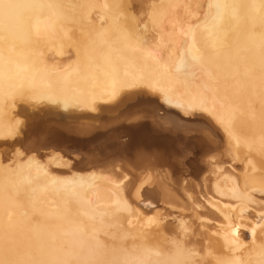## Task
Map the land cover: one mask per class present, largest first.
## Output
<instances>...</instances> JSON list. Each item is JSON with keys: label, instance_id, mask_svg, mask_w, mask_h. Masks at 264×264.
<instances>
[{"label": "bare ground", "instance_id": "bare-ground-1", "mask_svg": "<svg viewBox=\"0 0 264 264\" xmlns=\"http://www.w3.org/2000/svg\"><path fill=\"white\" fill-rule=\"evenodd\" d=\"M137 5L150 26L135 20ZM135 90L183 104L184 116L203 113L223 133L244 172L216 167L219 151L203 160L199 180L182 181L209 184L224 175L212 189L226 199L209 205L226 213L224 237L240 248L244 216H254L249 206H264V0H0V143L20 136L25 107L97 112ZM2 151L0 264H208L194 242L216 236L195 233L197 218L172 225L178 239L165 237L169 215L161 214L177 201L165 182L147 174L131 197L127 171L120 184L96 170L132 167L83 168L61 152ZM196 204L197 217L203 206ZM212 210L206 214L216 218ZM155 213L159 219L148 223ZM247 264H264V245Z\"/></svg>", "mask_w": 264, "mask_h": 264}, {"label": "water", "instance_id": "water-1", "mask_svg": "<svg viewBox=\"0 0 264 264\" xmlns=\"http://www.w3.org/2000/svg\"><path fill=\"white\" fill-rule=\"evenodd\" d=\"M21 114L26 121L20 136L0 143L6 156L17 148L27 154L56 151L77 167L151 168L169 171L177 183L190 177L199 180L205 172L203 160L226 144L223 133L203 113L184 116L144 90L130 91L97 112L45 105L25 107ZM182 131L192 135L186 139ZM152 191L160 199V187Z\"/></svg>", "mask_w": 264, "mask_h": 264}, {"label": "rangeland", "instance_id": "rangeland-1", "mask_svg": "<svg viewBox=\"0 0 264 264\" xmlns=\"http://www.w3.org/2000/svg\"><path fill=\"white\" fill-rule=\"evenodd\" d=\"M140 8V9H139ZM135 10H133V12H134V14L136 15V18H135V20L138 18H141L142 16V19L145 21V23H146V19L144 18L145 16H146V14L145 13H147L146 11L144 12V9L143 8H141V6H135V8H134ZM142 10V11H141ZM138 11V12H137ZM136 12V13H135ZM140 13V14H139ZM141 13H143V14H141ZM141 15V16H140ZM139 16V17H138ZM134 20V21H135ZM144 23V24H145ZM147 25L146 26H150V24H148V23H146ZM70 54V53H69ZM160 98V97H159ZM170 100H173V98H171ZM160 101H161V103L162 104H164L166 107H169V108H172V109H174V110H176V111H178V112H180L181 114H184V111H186V109H187V111H188V108H185V106H183V104H178L179 106H175V105H173V107L171 106V105H167L165 102H163L161 99H160ZM183 106L184 108H182L181 106ZM176 107V108H175ZM182 108V109H181ZM183 110V111H182ZM190 110V109H189ZM225 148H223L222 150L223 151H225V152H223L222 150L219 152V154H221V152H222V154L221 155H217V156H219L220 157V159L223 157V156H226L225 158L223 157L221 160L218 158V160H217V162H216V164H218L216 167H222L223 166V164H225L224 166H226V167H224V169H229L230 167H232V166H240V168H239V171L240 172H244V169H243V164L241 163V161L239 160V158H237V160H235L236 159V157L234 158V160L233 161H236V162H238L237 163V165L235 164V165H233L235 162H233L232 163V160L231 159H233V157H232V154H231V152H232V150L230 149V147L229 146H224ZM227 148V149H226ZM228 148H229V150H228ZM226 149V150H225ZM231 150V151H230ZM229 151V152H228ZM229 153H230V155H231V157L229 156ZM244 155V154H243ZM243 155H241L240 154V159H243ZM229 157V158H228ZM231 158V159H230ZM221 161V162H220ZM223 161V162H222ZM240 161V162H239ZM51 162H53V160L51 159L50 160V163ZM228 162V163H227ZM250 162V161H249ZM46 163H48V161L46 162ZM50 163H48V164H50ZM240 163V164H239ZM227 164H229V165H227ZM241 164H242V166H241ZM50 165H52V166H54V163H52V164H50ZM58 165V164H57ZM56 165V166H57ZM221 165V166H220ZM231 165V166H230ZM55 166V167H56ZM214 166V167H215ZM58 167H61V168H66L65 166L63 167V165L62 166H58ZM229 167V168H228ZM230 169H232V168H230ZM116 170V172L118 171V172H120V174L117 172H113V171H115ZM124 170V169H123ZM146 170V171H145ZM98 170H96V173H98L99 175L98 176H100V177H105V174H106V178H104V179H107L108 178V180H110L109 179V177L108 176H110L111 177V179L112 178H116L115 180H119V183L121 184L122 183V181H124V184H128V180H129V187L131 188L130 189V191H133L132 189H133V187L135 188V186H136V188L135 189H137V187L141 184V182L142 181H144L143 179L144 178H146V180L145 181H147L148 179L150 180V178H152V179H154L155 181L156 180H161V182L163 183V182H165L163 185H164V187L165 188H167V190H169L170 191V189L171 190H173L174 191V193H175V191H176V193H178V194H174V196L172 195L173 193H172V191L171 192H169V193H172L171 195V197L172 198H174L175 196H177V197H175L173 200L171 199V201H174L175 199H177V201H174L175 203H177V205L174 203V202H169V203H171V205L168 207V205H169V203H167V206H165L166 208H165V211H163L162 212V217H166V216H164V215H169V216H167L168 217V219H169V221H170V223H169V228L171 229V231H169V232H167V234L168 235H166L165 234V237L166 236H168V238H167V240H170L171 238H177L178 239V237H179V234H178V232H177V230L176 229H174V227L175 226H177L178 224H181V223H183L182 221H185L184 219L186 218L187 220H190V221H192V222H195L194 224L192 223V222H190V224L192 223V227H191V225H190V227L193 229V230H196L195 231V233H197L198 234V232L199 231H202V230H205V231H208V230H210L211 232H212V234L214 235V236H216V237H209V238H206V237H202V238H200V239H198L196 242H194V246L196 247V250H198L197 252H199L200 254H202V255H205L206 256V258H207V256L210 258L209 259V262H208V264H247V262L249 261V260H251L252 258H254L255 256H256V253H257V251H258V249L261 247V246H263L264 245V206H257V207H255L256 205H251V206H249V208H250V210L251 211H253V213H254V216H252V217H249V216H244V217H246V219H247V223H244L240 228L242 229V233H243V235H244V241L241 243V246H240V248H239V246L238 247H234V246H232V244L229 242V240L227 239V238H225L224 237V230H223V228L225 227V226H227L228 225V230H229V224H227V221H225V217H224V215H226V213L225 212H222V214H223V217H222V214H220L219 212H221V211H219V210H215L213 207H211V206H213V205H216L217 206V204L219 203L220 205L222 204L221 203V201L223 202V200H225L223 197V199L222 198H220V196H217L216 194H215V192L213 191V189L214 190H217L216 188H214V187H216V185H217V183H221V181L222 180H224V181H227V179H224V175H223V178H219L216 182H215V180L214 179H212V180H214V181H210L209 182V184H206V183H204V184H200V183H196V182H193V183H195L196 185H194L193 183H192V181H189L188 183H186V182H183V181H181V182H179V184L178 183H176L174 180H173V178H171L172 176H168L167 174H163V172L162 173H156L153 169H144V170H131V169H125V171H123V173H125V174H123L122 173V171H121V169L119 170V169H114V170H112V172H110L111 174H112V176H111V174L109 173V171L110 170H103V174L104 175H102L101 173H102V171H101V173L98 171ZM106 171V172H105ZM126 171H127V174H128V176H129V178L127 177V176H125V178L126 179H124L123 180V176L124 175H126ZM138 171H141V174H143V175H141L140 176V172H138ZM145 171V172H144ZM149 171V172H148ZM154 171V172H153ZM121 173H122V175H121ZM146 175H145V174ZM152 173H153V175H152ZM165 173V172H164ZM102 176H101V175ZM115 174V175H114ZM138 174H139V176H138ZM147 174H150V176L149 175H147ZM113 175H114V177H113ZM130 175H132V176H130ZM136 175V179H135V176ZM145 175V176H144ZM160 176L162 179H160L159 177H157V176ZM138 176V177H137ZM147 176H149L148 177V179H147ZM154 176H155V178H154ZM168 177V178H166V177ZM225 176H228V175H225ZM117 177H119V178H117ZM123 177V178H122ZM131 177V178H130ZM134 177V178H133ZM143 177V178H142ZM157 177V178H156ZM164 177V178H163ZM128 178V179H127ZM226 178H228V177H226ZM231 178V177H230ZM113 179V180H114ZM130 179H131V181H132V179H134L135 180V182H134V180L131 182L130 181ZM139 179H140V182H138L139 181ZM229 179V178H228ZM114 180V181H115ZM122 180V181H121ZM126 180H127V182H126ZM138 180V181H137ZM171 180V181H170ZM144 181V182H145ZM224 181H222V182H224ZM117 182V181H116ZM130 182H131V184H130ZM172 182V183H171ZM118 183V182H117ZM134 183V184H133ZM137 183V184H136ZM140 183V184H139ZM185 183H186V187H187V189H186V187L184 186L185 185ZM123 184V183H122ZM136 184V185H135ZM190 184H193V186L192 185H190ZM197 184H198V186H197ZM212 184H216L215 186H213ZM135 185V186H134ZM170 185V187H168ZM172 185H174L173 187H172ZM132 186V187H131ZM167 186V187H166ZM188 186H189V188H188ZM192 186V187H191ZM195 186H197V187H195ZM182 187H185V188H182ZM213 188V189H212ZM184 189V190H183ZM185 192L186 190H188V192H189V195L188 194H186V193H184L183 191ZM134 192L136 193V190L135 191H133V192H131V197L132 196H134ZM218 192V191H217ZM183 193V194H182ZM181 194V195H180ZM191 194V195H190ZM184 195V196H183ZM218 195H220V194H218ZM179 196H181L180 198L182 199H184V201H182L183 202V204L180 202L179 203V201H180V198H179ZM187 196L188 197H190L191 196V198L193 199L194 198V203H193V201H191V198H187ZM193 196V197H192ZM134 198V197H133ZM212 198H214L215 199V201H217L216 202V204L214 203L215 201H214V199H212ZM189 199H190V201H189ZM217 199V200H216ZM228 200H230L229 198H228ZM190 202V203H189ZM225 202V201H224ZM263 203H264V201H262ZM196 203H198V205H200V206H203V209L201 210V211H198L199 213H200V215H197V217L196 216H194V213H193V211H192V209H193V206H194V208H195V205L194 204H196ZM213 204V205H209V204ZM226 203V202H225ZM175 204V205H174ZM181 204V205H180ZM174 205V207H172ZM179 205V206H178ZM197 205V204H196ZM225 206V205H224ZM172 207V208H171ZM170 208V209H169ZM174 208V209H173ZM177 208V209H176ZM196 208H198V206L196 207ZM212 208H213V210H215L216 212L214 213V215H216V218H214L215 216H210V215H208V214H206V212H207V210H212ZM167 209V210H166ZM176 209V210H175ZM177 210H180V211H183V212H185V213H181L180 211L178 212ZM212 210V211H213ZM219 211V212H218ZM187 212H189V213H187ZM190 212H192V214L191 215H193L192 217H191V219H190V217L189 216H191V215H189L190 214ZM214 212V211H213ZM237 212H241V210L240 209H238L237 210ZM168 213V214H167ZM174 214V216H176V217H174V218H176L178 221L177 222H174L173 221V217H171L170 216V214ZM177 213V214H176ZM229 210H228V215H229ZM180 214H184V215H180ZM186 214V215H185ZM219 214V215H218ZM189 215V216H188ZM218 215V216H217ZM221 215V216H220ZM180 216H183V217H181L180 218ZM186 216V217H185ZM198 216H201L200 217V219L198 218ZM171 217V218H170ZM197 218V219H195V218ZM219 217H220V219H222V220H220L219 219ZM222 217V218H221ZM178 218H180V220L178 219ZM183 218V220L181 221V219ZM193 218V219H192ZM159 219V215L157 214V213H155L153 216H152V219L150 220V221H148V223L150 222H152V224H154V222L156 221V220H158ZM194 219H195V221H194ZM198 220V221H197ZM172 221V222H171ZM181 221V222H180ZM186 222V221H185ZM184 222V223H185ZM139 223L141 224V225H144V223H146V221H139ZM171 223H173V224H171ZM188 222H186L185 224H187ZM176 224V225H175ZM172 225L174 226V227H172ZM188 225V226H189ZM209 226H212V227H210L209 228ZM175 228H177V227H175ZM217 229H218V231H217ZM229 232V231H228ZM171 233V234H170ZM196 237H198V236H196ZM199 238V237H198ZM218 238V239H217ZM220 238H223V240H220ZM197 239V238H196ZM172 240V239H171ZM209 241L210 243H208V242H205V241ZM170 242V241H169ZM205 243H207V244H205ZM213 243V244H212ZM196 244V245H195ZM209 244H211V245H213L211 248H210V246H208ZM208 254H210V255H208Z\"/></svg>", "mask_w": 264, "mask_h": 264}]
</instances>
